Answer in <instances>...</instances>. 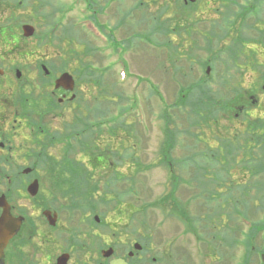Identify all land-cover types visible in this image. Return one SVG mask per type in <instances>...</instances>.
<instances>
[{"label":"rangeland","instance_id":"1","mask_svg":"<svg viewBox=\"0 0 264 264\" xmlns=\"http://www.w3.org/2000/svg\"><path fill=\"white\" fill-rule=\"evenodd\" d=\"M21 1L19 7V4H13L14 0H2L4 6H10V9L18 7V13L24 20L29 11L37 7L36 12L41 17L34 21L35 30L38 32V42L45 46L37 47V51L60 52L56 63L65 61L66 70L69 68L70 73L75 71L73 74L79 79L77 89L80 97L75 102L77 107L65 108V123L75 131L89 126L91 131L85 133L86 137L82 139L90 143L88 153L97 152L100 158L107 161L105 167L109 169L97 172L100 181L96 186L99 190L96 195L105 202L99 205L96 213L133 214L131 219H134L135 224L144 218L147 231L144 230L143 235L141 232L133 235L126 233L121 225V229L118 226L113 227L115 230L111 228L101 233V241L105 242L108 236L116 243L122 235L126 242L132 237L139 238L143 248L139 255L142 258L136 257L134 264H144L146 258V264H244V240L251 228L248 229L249 226L239 220L237 215L241 212H237L236 207L244 210L247 201L249 210L243 215H247L248 219L245 216L244 219L261 226L254 246H264V210L260 208L256 211L258 201L264 200V191H258L259 185L260 188L262 183L264 185V159L259 156L260 149L256 147L258 142L255 150L238 149L235 161L228 162L226 156L224 159L223 147H219L210 129L203 130L198 140L191 138L186 133L188 129L184 128V116L178 109H170L177 115L171 117L176 125H173L174 128L178 130L176 145L171 157L166 154L164 157L161 150L165 106L174 101L180 81L186 83V79L204 78L206 66H199V59L205 62L209 57L207 46L218 48L213 42L220 40L225 52L230 50L229 47L233 48L240 62L239 72L244 78L243 81L241 76L242 81L237 85L249 89L250 83L257 80L253 74L264 70V42L259 41L257 44L261 36L259 27L253 29L247 26L249 20H245L239 21L236 28H226L222 20L225 13L221 11L228 10L224 0H209L210 6L205 5L207 0L195 1L185 8L181 7L180 2L175 8L171 1L169 6H174L173 10L169 8L160 13L158 9L164 0H141L146 3V8L135 6L139 0H38L33 8H29L30 0ZM213 5L221 16L211 11ZM5 14L7 20L10 11ZM216 25H222L224 31L221 34H218L220 30ZM30 40L22 43L21 51L32 48ZM194 43L197 45L194 46ZM191 47L193 57L183 58ZM227 55L234 57L232 52H227ZM253 57L260 65L252 62ZM191 62H194L189 71L191 78L182 77L189 70L187 63ZM180 66L181 74L177 75L175 67ZM224 66L217 69H223ZM93 68L99 69L97 73L93 72ZM122 69L125 77L122 76ZM100 75L104 77V84H99ZM216 78L214 74V81ZM259 86L248 97L254 98L255 95L257 102L253 107L254 114L263 116L264 92L258 91ZM213 87L219 88L215 82ZM35 89L40 90V87ZM21 94L28 96L27 93ZM34 103L35 97H27L24 102L29 107ZM77 108L81 109L77 111ZM94 108L102 115L92 112ZM73 116L80 119L73 122ZM223 124L228 127L225 120L221 119L218 126ZM52 128L57 129V125L54 124ZM199 131L193 124L191 132ZM214 131L217 136L227 133L223 129ZM71 142L73 146L77 145L73 140ZM93 142L97 144L95 148L92 147ZM192 144L196 146L192 147ZM198 151L204 157H198L197 166H206L207 176L214 187L207 182L208 190L203 189V193L198 190L196 182L190 179L192 164H185L187 154ZM51 153L57 156L59 149ZM76 155H80V162L87 163V153ZM170 173L176 177L174 181ZM237 185L242 187L241 191L236 189ZM245 188L248 190L247 196ZM206 191L211 192L209 199L205 198ZM161 197L165 199L166 205L158 207L155 203ZM169 198L171 202L167 203ZM106 202L108 204L103 205ZM168 205H172L170 210L175 207L176 213L171 214ZM68 209L71 207L65 206V212ZM187 222L196 228L192 227L193 231L187 229ZM234 238L239 239V243L243 242L244 246L241 244L239 248L231 249L228 244H232ZM118 243L116 253L126 254L129 249L125 248V242ZM217 246L223 252L222 255L215 252L209 257L201 256V251L207 252V248L211 250ZM246 257L247 264H263L261 253Z\"/></svg>","mask_w":264,"mask_h":264},{"label":"flooded vegetation","instance_id":"2","mask_svg":"<svg viewBox=\"0 0 264 264\" xmlns=\"http://www.w3.org/2000/svg\"><path fill=\"white\" fill-rule=\"evenodd\" d=\"M37 1L30 0L29 8ZM13 4L20 7L22 1L14 0ZM36 8L24 20L18 7L10 9L0 0V264H65V255L66 264H109L114 258L134 264V258H142L139 253L143 248L134 249L139 238L126 242L122 235L118 242H125L129 250L117 254L119 243L109 236L102 242L100 235L121 225L126 233L143 235L144 218L135 224L133 214H97L96 210L75 209L65 212V108L75 106L80 93L77 78L69 68L66 70L65 61L56 63L60 52L37 51L39 36L34 21L41 16ZM7 11L10 17L6 20ZM263 18L260 15L250 27H259L258 40L264 42ZM24 26L25 33L31 32L30 35L23 34ZM26 40H30L32 48L21 51ZM65 72L74 79L71 89L66 87L65 80L57 83ZM255 76H260V72ZM27 97H35L32 107L24 104ZM250 98L252 103L256 102ZM54 124L57 129L52 128ZM55 149H59L57 156L51 153ZM61 169L63 178H59ZM89 181L96 183L94 179ZM112 222L114 226L110 225ZM108 250L113 252L106 257ZM147 261L146 258L144 264Z\"/></svg>","mask_w":264,"mask_h":264},{"label":"trees","instance_id":"3","mask_svg":"<svg viewBox=\"0 0 264 264\" xmlns=\"http://www.w3.org/2000/svg\"><path fill=\"white\" fill-rule=\"evenodd\" d=\"M156 0H154L155 2ZM173 1L174 6L176 8V4H179L180 2L181 7H186L191 5L189 2L188 4H184L183 1L179 0H164L163 3L159 6V12L163 10H167L171 8L173 10V7L169 6V3ZM202 1V0H197ZM218 2H223V0H217ZM227 2L226 5H228V10H226L224 15L222 16V20L226 25V28L232 29L236 28L237 23L239 21H245L248 20L247 16L253 17L256 12V7L254 6H260V3H264V0H244L246 2H250V5H243L239 0H224ZM172 2V3H173ZM209 0L205 2V5L209 6ZM143 2L139 0L137 5L142 6ZM255 4V5H254ZM254 5V6H253ZM198 6V5H197ZM209 8V7H207ZM261 8V7H260ZM226 17V18H225ZM160 23V21H159ZM220 32L218 34H221L224 30L222 25H218ZM166 31V30H165ZM169 32V31H168ZM220 40L213 42V45L215 44L216 47L214 48L212 46H207V53H209V57L204 62L203 60L199 59V66L205 65L208 66L210 64L211 77L204 78H197V79H186V83H183L180 81V84L176 88V95L174 98V101L171 104H167L164 109V121H163V141L161 143L163 150L162 155L165 157L170 156L172 154L173 147L176 145V135L178 134L177 128H174L176 126L173 124L172 115L177 116L172 112L170 109H178L181 112V116H184L186 126L184 128H187L188 131L186 133L189 137L194 138L196 140L200 139L202 136V132L205 129H210L209 132L215 136V139L219 143V147H223L224 149V159L225 156L227 157V161L234 162L237 156L238 149L241 148H252L255 150V146L258 142V145L260 146V154L264 159V116L255 115V118H242L243 112H241V106L240 103L243 100L241 96V92L237 89L238 88V78H240V62L238 58L236 57L233 48L229 47L230 50L227 52H232L234 57H229L227 55V52L224 50V46L220 44ZM197 44L194 43V46ZM192 47L189 48L190 52H186L184 54L185 57L190 59L192 58L194 54H191ZM226 54V55H225ZM194 60H196L194 58ZM194 62L187 63L189 70L186 71L182 77L191 78L189 77V71L191 70V64ZM222 65H225L223 69L218 70ZM177 72V75L181 74L182 67L180 66L175 67ZM218 68V69H217ZM216 75V80L214 81L213 75ZM233 75V76H232ZM177 78V77H176ZM207 78V79H206ZM213 79V80H212ZM212 83H211V82ZM213 82L216 83V86L219 88L216 89L213 87ZM215 88V89H214ZM96 108L92 109V112L97 114L95 111ZM176 110V111H178ZM102 115V114H101ZM181 118V117H180ZM225 120L228 127H226L225 124L222 126H218L220 120ZM121 122V120H120ZM245 122V123H244ZM195 124L197 128H199L201 131L199 133H192L191 128ZM174 125V126H173ZM246 125V126H245ZM202 126H204L202 128ZM245 128L243 129V127ZM67 127L65 124V145L66 149H74L73 143L71 140L74 141L75 144L80 145L82 147H86L87 140H82L84 137H86V132H90L91 130H86L83 128L80 131L73 128V130ZM89 128V127H88ZM183 128V129H184ZM221 130L223 129L227 133L222 136L215 135L214 130ZM99 129H97L98 131ZM232 132V133H229ZM240 132V133H239ZM75 133H79L80 135H77ZM218 133V132H217ZM244 133V134H243ZM192 135V136H191ZM231 135V137H230ZM78 137H81V139H78ZM93 140V138L91 139ZM260 142V144H259ZM90 144V143H89ZM236 144V146L234 145ZM195 145V144H194ZM192 144V147L194 146ZM75 146V145H74ZM196 146V145H195ZM170 147V148H169ZM257 147V146H256ZM169 148V151L167 152V149ZM197 156V157H196ZM204 157V154L200 151L198 153H189L187 154L186 158L190 165L192 164L191 169V178L193 179L196 184L198 190L203 193V189H207L208 184L211 185V179L207 176L208 171L206 166H197L198 164V157ZM171 157V156H170ZM255 158V157H254ZM170 159V158H169ZM213 159V158H212ZM99 159H91L89 160V163L95 167H99L98 164L102 165V161H98ZM164 160L168 162L167 158ZM174 161V158H172ZM217 162L218 160H215ZM98 163V164H97ZM165 163V162H164ZM188 164V165H189ZM106 166V164H105ZM97 167V168H98ZM104 168V167H103ZM249 169V168H247ZM254 170V169H253ZM254 173H252L253 175ZM85 175V176H84ZM91 173H89L85 168L80 167L78 164V161L74 160V158H69V152H65V201H69L71 209L68 210H96L97 205L99 203L104 202L103 199H101V202H96L93 198V193L96 192V185H91L90 183H80L78 180L83 179L84 177L90 179ZM170 177L175 180L176 177L173 175V173H170ZM189 180V179H188ZM210 180V181H209ZM208 182V184H207ZM196 188V189H197ZM236 189H239L241 191V186H236ZM263 192L264 191V185L262 183L261 188L259 185L258 191ZM247 188H245V195L247 193ZM207 195L205 198L209 199L208 196L211 195V192H207ZM214 194H217L214 192ZM233 196V193H231ZM247 196V195H246ZM167 198V197H166ZM174 198V197H173ZM257 198V197H256ZM256 200V199H255ZM239 201V200H238ZM250 201V200H249ZM171 202L170 198L167 203ZM97 204V205H96ZM158 207H162V205L165 204L164 198H159L156 200L155 203ZM172 205H168L167 208L171 212V214L176 213L175 207L170 210ZM244 210L238 209L236 207V211L241 212L240 214H247L249 210V204L247 201L244 203ZM164 208V207H163ZM264 210V200L258 201V204L256 205V211ZM247 217V216H246ZM260 225L252 224L250 227L252 228L249 232L250 237H255L257 234V230H259ZM258 227V228H257ZM256 239V238H255ZM255 241V240H254ZM254 243L247 242V250H249V253L247 255H253L255 253H261V263L264 264V246L262 245H255ZM255 252V253H254ZM244 264H247V257H244Z\"/></svg>","mask_w":264,"mask_h":264},{"label":"water","instance_id":"4","mask_svg":"<svg viewBox=\"0 0 264 264\" xmlns=\"http://www.w3.org/2000/svg\"><path fill=\"white\" fill-rule=\"evenodd\" d=\"M65 80V85L66 87H68L69 89L72 88V84H73V80L71 78V76L67 73L61 75V77L58 79L57 83L61 82ZM137 247V246H135ZM112 254V250H108L104 253V255L106 257L110 256ZM67 258L65 257V264H66ZM109 264H127L123 259L121 258H117V259H112Z\"/></svg>","mask_w":264,"mask_h":264}]
</instances>
